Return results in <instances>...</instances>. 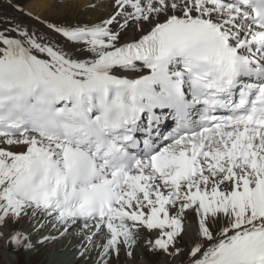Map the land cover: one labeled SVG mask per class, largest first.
I'll use <instances>...</instances> for the list:
<instances>
[{"label": "snow or ice", "instance_id": "1", "mask_svg": "<svg viewBox=\"0 0 264 264\" xmlns=\"http://www.w3.org/2000/svg\"><path fill=\"white\" fill-rule=\"evenodd\" d=\"M6 3L8 264L49 245L56 264H264V0H107L90 23Z\"/></svg>", "mask_w": 264, "mask_h": 264}, {"label": "bare ground", "instance_id": "2", "mask_svg": "<svg viewBox=\"0 0 264 264\" xmlns=\"http://www.w3.org/2000/svg\"><path fill=\"white\" fill-rule=\"evenodd\" d=\"M16 2H18L25 11H30L34 15L40 16L41 19L49 20L54 23H73L77 21L82 23L95 22L98 18L105 15L108 11L107 0H96L97 8L92 10H88L83 7L89 2V0H62L61 6L56 8L49 6L52 0H16ZM0 13L13 16L17 15L7 7L6 0H0ZM21 18L23 19L25 24H28L32 27H41L40 25L36 24L35 21L27 17L17 16V19ZM49 247H54L53 252L51 251L52 249H48ZM57 249H59V245H50L48 247L41 248L40 251L36 254H20L12 258V260L14 261V264H54L46 256H49L51 253L59 254L56 251ZM145 256H147V254H145ZM0 264H8L7 259L2 253H0Z\"/></svg>", "mask_w": 264, "mask_h": 264}, {"label": "rangeland", "instance_id": "3", "mask_svg": "<svg viewBox=\"0 0 264 264\" xmlns=\"http://www.w3.org/2000/svg\"><path fill=\"white\" fill-rule=\"evenodd\" d=\"M50 246V245H49ZM48 247V246H47ZM48 249H52L51 251L53 252L54 247H49ZM49 258L50 261H52L54 264H56V261L60 260L61 258H63V256H61L60 254H50L49 256H46ZM45 257V258H46ZM14 258V257H13Z\"/></svg>", "mask_w": 264, "mask_h": 264}]
</instances>
